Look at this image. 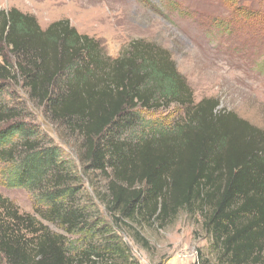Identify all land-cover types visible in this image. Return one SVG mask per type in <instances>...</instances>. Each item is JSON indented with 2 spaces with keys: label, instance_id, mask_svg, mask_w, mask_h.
Masks as SVG:
<instances>
[{
  "label": "trees",
  "instance_id": "1",
  "mask_svg": "<svg viewBox=\"0 0 264 264\" xmlns=\"http://www.w3.org/2000/svg\"><path fill=\"white\" fill-rule=\"evenodd\" d=\"M0 55V160L13 165L9 181L39 190L48 204L42 216L68 232L109 236L72 253L62 234L0 193V264H116L127 252L106 224L61 200L75 193L80 173L3 101L10 83L79 137L84 169L106 174L100 196L114 221L163 226L182 209L198 212L215 264H264V129L218 109L216 98L195 103L169 50L133 39L112 57L69 19L42 28L12 6L0 7ZM172 104L182 108L179 120L140 118L139 109ZM138 125L144 130L132 138ZM134 239L147 247L138 232Z\"/></svg>",
  "mask_w": 264,
  "mask_h": 264
},
{
  "label": "rangeland",
  "instance_id": "2",
  "mask_svg": "<svg viewBox=\"0 0 264 264\" xmlns=\"http://www.w3.org/2000/svg\"><path fill=\"white\" fill-rule=\"evenodd\" d=\"M12 6L34 15L42 28L52 21L69 19L80 33L99 39L112 57L133 39L157 43L169 50L191 87L195 103L216 98L218 109L234 112L264 129V0H0L1 8ZM2 98L36 128L42 145L56 146L64 165L80 173L75 193L61 200L112 229L127 250L124 258L113 257L116 264H215L216 252L198 212L182 209L163 226L158 222L114 221L100 196L106 174L84 169L78 153L79 137L52 122L43 107L29 101L21 85L10 83ZM139 113L145 120L168 124L181 118L182 108L172 104L159 110L139 109ZM142 130L143 125H138L128 133L133 138ZM12 166L0 160V193L19 212L33 215L52 232L62 234L69 251L75 253L90 241L102 246L109 238L102 230L95 235L70 233L58 220L44 218L47 201L33 185L11 184ZM137 232L147 240V247L136 242Z\"/></svg>",
  "mask_w": 264,
  "mask_h": 264
}]
</instances>
